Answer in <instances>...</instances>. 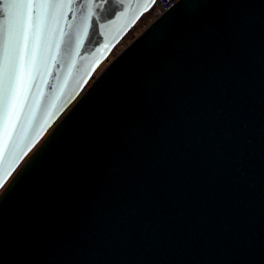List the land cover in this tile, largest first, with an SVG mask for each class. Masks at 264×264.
<instances>
[{
	"label": "water",
	"instance_id": "1",
	"mask_svg": "<svg viewBox=\"0 0 264 264\" xmlns=\"http://www.w3.org/2000/svg\"><path fill=\"white\" fill-rule=\"evenodd\" d=\"M154 2L86 30L37 9L14 43L27 66L10 140L0 116V264L9 248L16 264H264V0H177L109 61Z\"/></svg>",
	"mask_w": 264,
	"mask_h": 264
},
{
	"label": "snow or ice",
	"instance_id": "2",
	"mask_svg": "<svg viewBox=\"0 0 264 264\" xmlns=\"http://www.w3.org/2000/svg\"><path fill=\"white\" fill-rule=\"evenodd\" d=\"M124 0H4V35L5 47L3 54V62L0 64V116L4 121L5 136L10 140L11 131L14 127L13 117L18 118L19 110L24 103L25 90V73L27 59L24 50L14 48V43L23 40V48H27L28 27L33 18L36 16L37 9L47 8L49 10H58L59 15L63 17L65 10L69 16L78 19V27L80 30H86L90 24L99 25L105 17L103 11L110 6L123 8ZM178 6V5H177ZM114 14V12H113ZM193 48L198 47V42L192 41ZM194 72L195 69L193 68ZM158 104H153V108L157 109ZM56 132H53V137ZM71 136V133H69ZM91 140L92 137L89 136ZM52 145V144H51ZM50 145V146H51ZM49 146L48 157L56 159V166L62 168L67 157L73 154L74 143H66L64 140L56 147ZM45 145L37 149L33 159L39 157L43 152ZM78 157H73V160ZM39 164V162H38ZM22 177L18 173L13 183H17ZM2 187V185H0ZM12 186L5 188L0 195H7ZM261 261L264 262V247L259 251ZM17 253L14 248L7 249V264H16Z\"/></svg>",
	"mask_w": 264,
	"mask_h": 264
},
{
	"label": "built area",
	"instance_id": "3",
	"mask_svg": "<svg viewBox=\"0 0 264 264\" xmlns=\"http://www.w3.org/2000/svg\"><path fill=\"white\" fill-rule=\"evenodd\" d=\"M176 0H157L156 4L151 10L144 14L141 20L136 24L134 28L129 32L127 38H125L113 51L112 56L119 53L129 42L133 40L141 31H143L150 23H152L158 16L164 11L170 8ZM116 52V53H115Z\"/></svg>",
	"mask_w": 264,
	"mask_h": 264
},
{
	"label": "bare ground",
	"instance_id": "4",
	"mask_svg": "<svg viewBox=\"0 0 264 264\" xmlns=\"http://www.w3.org/2000/svg\"><path fill=\"white\" fill-rule=\"evenodd\" d=\"M149 25H150V24H149ZM149 25H148V26H149Z\"/></svg>",
	"mask_w": 264,
	"mask_h": 264
}]
</instances>
